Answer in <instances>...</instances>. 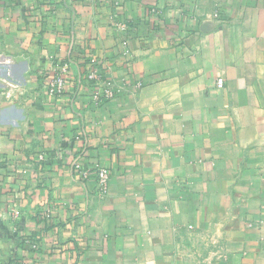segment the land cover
<instances>
[{
    "label": "crops",
    "instance_id": "0c3cea01",
    "mask_svg": "<svg viewBox=\"0 0 264 264\" xmlns=\"http://www.w3.org/2000/svg\"><path fill=\"white\" fill-rule=\"evenodd\" d=\"M92 62L143 86L96 99ZM9 82L0 264H264V0H0Z\"/></svg>",
    "mask_w": 264,
    "mask_h": 264
},
{
    "label": "built area",
    "instance_id": "2783aa9c",
    "mask_svg": "<svg viewBox=\"0 0 264 264\" xmlns=\"http://www.w3.org/2000/svg\"><path fill=\"white\" fill-rule=\"evenodd\" d=\"M113 4H120L123 0H110ZM116 27L119 31L126 35L128 29L130 27L129 21H121L118 20L116 22ZM121 46H122V55L123 57L129 58L130 57V48L128 46V39L126 36L121 38ZM52 68L53 74L50 76L47 81H45L41 87L42 92L47 95L60 97L64 94L67 90L68 83L70 80V63L68 60H60L59 57L53 56L52 57ZM89 81L94 82L97 87H95V98L101 99L103 96L106 99L115 98L116 96L120 95L127 86H131L134 93L137 92L142 86L143 81L138 79L136 81H130V78L123 79L122 82H117L113 78H107V80L102 81L101 77V69H99L98 64L92 62L90 65L87 77ZM218 87L224 86V79L219 77L216 82ZM20 87L19 84L16 83H7V85L3 86L0 89V99L2 100H9L12 98L16 90ZM40 160H45V154L40 153L39 155ZM1 161V159H0ZM0 162V167H1ZM75 168H77L83 177H90V170L83 167L80 163H75ZM96 175H97V188L99 191V195L104 198L107 195L109 185H110V172L105 167H97L96 168Z\"/></svg>",
    "mask_w": 264,
    "mask_h": 264
},
{
    "label": "rangeland",
    "instance_id": "374dc122",
    "mask_svg": "<svg viewBox=\"0 0 264 264\" xmlns=\"http://www.w3.org/2000/svg\"><path fill=\"white\" fill-rule=\"evenodd\" d=\"M213 244L214 243H211V245H213ZM205 246H206V244H205ZM208 248L210 249V245L207 244L206 249H208Z\"/></svg>",
    "mask_w": 264,
    "mask_h": 264
},
{
    "label": "trees",
    "instance_id": "16d2710c",
    "mask_svg": "<svg viewBox=\"0 0 264 264\" xmlns=\"http://www.w3.org/2000/svg\"><path fill=\"white\" fill-rule=\"evenodd\" d=\"M13 263L12 261L9 262V264Z\"/></svg>",
    "mask_w": 264,
    "mask_h": 264
}]
</instances>
